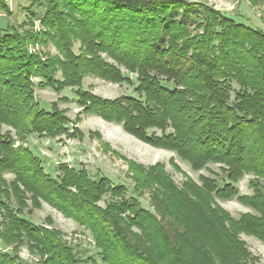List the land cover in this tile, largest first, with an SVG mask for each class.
<instances>
[{
	"label": "trees",
	"instance_id": "trees-1",
	"mask_svg": "<svg viewBox=\"0 0 264 264\" xmlns=\"http://www.w3.org/2000/svg\"><path fill=\"white\" fill-rule=\"evenodd\" d=\"M32 1L44 13L28 11V30L0 28V242L10 249L0 250V264H22V247L38 264H94L78 258L50 220L36 226L21 216L43 203L90 233L102 264H256L239 236L264 243V32L188 0ZM1 15H11L4 0ZM48 46L54 54L39 50ZM122 70L136 76L138 99H103L82 88L87 77L132 86ZM35 85L75 89L81 111L73 125L85 115L121 126L193 172L219 166L223 185L184 174L177 185L162 163L127 162L128 199L124 186L92 179L84 168L61 164L53 178L28 137L80 139L82 132L68 128L57 104L42 109ZM245 176L253 177V195L238 197ZM145 193L151 210L138 201ZM235 198L255 214L234 219L216 201Z\"/></svg>",
	"mask_w": 264,
	"mask_h": 264
},
{
	"label": "rangeland",
	"instance_id": "rangeland-1",
	"mask_svg": "<svg viewBox=\"0 0 264 264\" xmlns=\"http://www.w3.org/2000/svg\"><path fill=\"white\" fill-rule=\"evenodd\" d=\"M4 1L10 9L11 15L0 16V28L3 30L7 27H18L20 30H28L29 26L26 23L28 11L30 10V12L37 15H43L44 13V9L38 5H33L32 0ZM188 1L207 3L237 23H242L255 30L264 32V0ZM33 30H40L38 22H34ZM78 48V43H76L73 47L74 53H78ZM39 50L49 52L50 54L55 53L52 46H48L47 48L40 47ZM122 73L124 77L131 80L132 86L126 84L115 85L96 78L87 77L83 80L82 88L103 99L113 100L121 96L138 99V95L134 92V88L137 86L136 76L128 74L123 70ZM34 83L37 84L38 80L34 79ZM34 96L39 106L46 111H51V105L53 103L57 104L58 109L65 111V116L72 122L68 128L71 129L75 126L82 132V138L80 139L68 140L65 137L48 139L39 138L36 135L28 137L27 147L40 160L44 171L53 178H57L59 174L58 167L61 164L75 169L84 168L92 179L106 178L113 186H124L127 189L125 198L128 199L133 196V183L127 162H132L143 167H150L157 163H162L165 165L166 172L177 185H180L184 181L183 174L196 182L198 181V177L202 175L217 179L220 181V186L223 185L221 182L223 176L220 173L219 166L209 164L206 170L198 173L193 172L186 162L179 160L173 153L154 149L139 142L124 133L121 126L106 123L95 116L85 115H81V121L73 125L76 115L81 111V108L76 103L75 89H65L61 93H55L50 89L40 90L35 85ZM61 98H66L68 103H62ZM4 131H6L5 128H3ZM92 133L93 136H90ZM95 134H98V137ZM171 159L174 160L180 171H176L169 164ZM4 178L7 182H11L13 175L6 174ZM252 179V176H245L240 180L236 186L239 191L238 197L253 195V190L249 187V182ZM109 200L111 198L106 196L99 205L103 207ZM138 201L142 207L151 210L148 193H145L144 197L139 198ZM216 201L234 219H238L245 213L255 214L250 208L244 207L236 201V198L229 201H220L218 199ZM8 204L11 208L16 209V205L12 200ZM21 216L36 226L48 225L47 221L50 220V228L61 232L64 240L73 247L75 255L78 258L86 259L90 257L94 261V264H102L99 251L94 246L90 233L83 227L78 226L71 219L65 218L57 213L46 204L43 203L40 209H30L28 207L23 211ZM239 238L245 243L250 254L257 259L256 264H264V243L243 234ZM0 250L10 252V249L6 248L1 242ZM19 257L22 264H38V258L29 253L25 247L20 249Z\"/></svg>",
	"mask_w": 264,
	"mask_h": 264
}]
</instances>
